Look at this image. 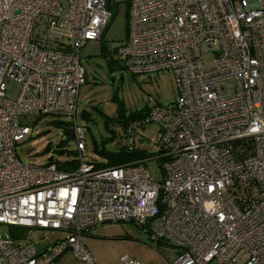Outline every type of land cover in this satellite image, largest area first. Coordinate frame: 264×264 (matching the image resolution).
<instances>
[{
    "label": "built area",
    "instance_id": "built-area-1",
    "mask_svg": "<svg viewBox=\"0 0 264 264\" xmlns=\"http://www.w3.org/2000/svg\"><path fill=\"white\" fill-rule=\"evenodd\" d=\"M107 1L0 0V264L66 254L95 264L84 242L104 223L144 229L177 251L171 264H264V0H131L127 39L111 49L133 76L171 73L177 99L126 124L117 149L136 151L137 129L157 125L161 183L143 165L149 157L83 160L80 51L102 40ZM6 81L20 87L14 101ZM20 116L71 117L76 168L22 164L16 146L32 128ZM2 227L25 233L13 239ZM30 230L65 237L39 251Z\"/></svg>",
    "mask_w": 264,
    "mask_h": 264
},
{
    "label": "rangeland",
    "instance_id": "rangeland-1",
    "mask_svg": "<svg viewBox=\"0 0 264 264\" xmlns=\"http://www.w3.org/2000/svg\"><path fill=\"white\" fill-rule=\"evenodd\" d=\"M130 2L131 0H110L112 17L102 40L88 42L80 51V66L84 71L85 82L78 93L76 122L85 131V151L82 155L85 162L105 163V157L94 150V144L102 146L105 152L117 150L118 139L123 130L122 123L118 121L120 112L128 116L154 106H167L177 99L176 81L171 73L133 76L111 49L127 39ZM212 61V55L203 56L206 69L212 67ZM5 85L6 98L14 101L20 90L19 85L13 81H6ZM83 112L88 114L89 121L81 116ZM19 122L32 128V135L25 137L16 146L17 156L22 164L44 165L49 159L64 163L78 158L74 140L66 142L63 130L55 124L69 123L71 117L20 116ZM157 133L158 127L153 123L137 129L135 150L150 158L143 165L152 182L161 183L162 161L155 158L159 153L155 145ZM61 141H64L63 147L59 145ZM49 145L50 150L45 152ZM1 230L10 233L12 229L2 227ZM29 233L30 242L39 251L65 237L64 233L55 231L30 230ZM84 244L96 259V264H120L119 260L124 256L137 260L139 264H171L176 257L174 248L164 242L151 241L144 229L132 223L99 225L86 234ZM67 264L92 263H82L70 258ZM210 264L222 263L214 260Z\"/></svg>",
    "mask_w": 264,
    "mask_h": 264
},
{
    "label": "trees",
    "instance_id": "trees-1",
    "mask_svg": "<svg viewBox=\"0 0 264 264\" xmlns=\"http://www.w3.org/2000/svg\"><path fill=\"white\" fill-rule=\"evenodd\" d=\"M109 25V24H108ZM107 29V28H106ZM148 109H144L141 111H137L134 113H130L128 116H124L122 112H120V117L118 118V121L122 123L123 127L128 124L129 122H132L134 120L143 119L147 114ZM86 121H89L90 118L86 112H83L81 115ZM113 121V120H112ZM105 122H107L105 120ZM57 127L61 128L64 132V135L67 137L66 131L69 129L67 123H55ZM112 139V138H111ZM61 147L64 145V141H61L59 144ZM50 150V145L46 147L45 152ZM94 150L105 157V163L103 164H97V167H119V166H125V165H131L134 164V162L141 160L143 158H146L143 154V152L140 151H134V152H127L122 149H117L115 152H105L102 146L98 147L97 144H94ZM60 153H63V150L60 151ZM55 163L57 165V168L62 171H70L76 168L77 161L71 160L69 162L64 163H58L54 162L53 160L49 159L48 164ZM10 236L13 239H19L23 236L25 233V230L16 229V228H10Z\"/></svg>",
    "mask_w": 264,
    "mask_h": 264
},
{
    "label": "crops",
    "instance_id": "crops-1",
    "mask_svg": "<svg viewBox=\"0 0 264 264\" xmlns=\"http://www.w3.org/2000/svg\"><path fill=\"white\" fill-rule=\"evenodd\" d=\"M176 253H177V251H176ZM70 258H73V257L66 254V255L62 256L60 259H58L55 264H67V262L70 260ZM96 263H97V261L95 262V264Z\"/></svg>",
    "mask_w": 264,
    "mask_h": 264
},
{
    "label": "water",
    "instance_id": "water-1",
    "mask_svg": "<svg viewBox=\"0 0 264 264\" xmlns=\"http://www.w3.org/2000/svg\"><path fill=\"white\" fill-rule=\"evenodd\" d=\"M107 4H108V5L110 4V0L107 1ZM66 133H67L66 142H69V141L71 140V138H72V130H71V129H68V130L66 131Z\"/></svg>",
    "mask_w": 264,
    "mask_h": 264
}]
</instances>
